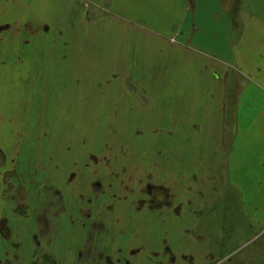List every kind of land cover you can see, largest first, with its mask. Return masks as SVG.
<instances>
[{
  "label": "rangeland",
  "instance_id": "rangeland-1",
  "mask_svg": "<svg viewBox=\"0 0 264 264\" xmlns=\"http://www.w3.org/2000/svg\"><path fill=\"white\" fill-rule=\"evenodd\" d=\"M95 1L87 19L77 0H37L22 32L18 11L25 6L0 3V26L27 48L14 56L9 40L0 46V217L9 229L0 239V264H182L188 259L171 250L180 224L210 247L207 264H264V237L256 234L264 232V213L254 221L241 191L226 186L236 185L235 175L221 173L229 143L224 149L207 140L215 127L188 125L203 122L222 86L227 102H235L239 87L264 80V27L239 13L256 0H184L197 5L189 14L180 0L173 11L172 0ZM194 18L199 27L191 30ZM240 24L246 39L239 46ZM174 27L228 53L229 63L219 67L227 80L215 82L200 68L162 83L137 69L134 50L143 44L146 68L148 57L162 56L161 43L151 44L160 39L150 35ZM187 69L182 63L181 72ZM138 87L182 90L158 95ZM147 185L166 188L169 206L149 211Z\"/></svg>",
  "mask_w": 264,
  "mask_h": 264
},
{
  "label": "crops",
  "instance_id": "crops-1",
  "mask_svg": "<svg viewBox=\"0 0 264 264\" xmlns=\"http://www.w3.org/2000/svg\"><path fill=\"white\" fill-rule=\"evenodd\" d=\"M5 1L7 0H0V3L1 2L5 3ZM180 1L181 2L183 1L182 5H180V8H183L182 10H184L186 14H189L192 11L196 12L197 5L191 6V5H187V2H185L184 0H180ZM263 1L264 0H256L251 5V7L249 5L246 8L244 6L240 7V12H239L240 15H243V13H251L253 21L257 20V22H259L262 25V27H264V5H261ZM12 2H16L18 8L25 6L24 7L25 10L23 11V14L21 13V9H19L18 11V14L20 15V17H18V19H20L19 28L22 32L24 30V25H25L24 22L30 20L29 16L33 13L31 11V7H33V9L37 8V0H11V4ZM175 2H177V0H172V5H173L172 11L175 9ZM77 3L79 5L81 3L84 6L86 10V14H85L86 16L84 17L87 19L89 17L88 13L90 12V10L92 8H98V3L95 0H77ZM225 9H227V7H225ZM127 10L128 9L126 8L123 11H127ZM216 10L217 8L214 6V9H212L211 11L215 12ZM110 12L113 11L110 10ZM94 13H97V11H95ZM114 14H116V12H114ZM3 20L6 21L5 17L2 15V17H0V21L3 22ZM92 21H99V19H95V20L93 19ZM92 21H85V23ZM171 22H175V20L169 19V21H167V23H171ZM92 26L93 25H91V27ZM197 27L199 26L194 18L190 29L194 30L197 29ZM237 29H239L237 34L240 39L235 44L236 45L238 44L239 46L244 45L246 39V34H244L245 27L244 25L240 24L239 27H237ZM144 31L146 30H143V32ZM181 31L182 29L177 30V28L174 27L173 30H171L170 32L165 34H160V38L150 35L153 38L160 39V40L151 39L152 40L151 44L155 46L158 43H161V47H162L161 50H156V52L162 54V56L160 57L159 60L157 59L153 60L155 62L154 64L152 63L153 61H151V59H149L148 57L147 59L149 60L150 63L147 64L146 68L143 66V62L146 60V58H144L145 54L143 55L144 47L142 46L143 42H141L142 44L141 47L139 49L134 50V58H135L134 63L136 64V66H139L137 69H141L142 72L145 71L149 73L148 76L150 77L161 78L162 83L164 77L165 78L168 76H171L172 78H180L181 76L189 77V74H196V70L199 71L200 68H202L203 73H205L202 76L206 77L207 73H209L210 74L209 76L215 82H217V79L220 76H223V78L227 80V78L229 77L228 71L227 72L225 71L224 74L221 72L219 73V67H222L224 63L225 64L229 63L230 55L225 52L223 54V50H220V53H218L216 50H212V49L208 50L205 48V46H200L197 40H194L193 42V39H189L190 37H188L187 39L186 38L187 34L181 35ZM225 34L228 35L227 32H225ZM219 35L222 36L223 34L220 33ZM26 37L29 40L33 39V37H30L28 35ZM35 39L36 38H34L33 40ZM4 40H9V43L12 46L15 45L13 48L14 52H12V54H15L14 56H17L16 55L17 52H19L18 53L19 55L21 53V50L27 49L25 48V46L21 47L23 44H18L20 42V38L17 33H14L13 35L7 34L5 33V30H3L2 27L0 26V46L4 44ZM225 42L227 43L225 45L228 47L229 40L225 39ZM32 44H33L32 48L34 51L32 53L34 54L32 57L36 59V54H37L35 53L36 45L35 42H33ZM30 50L31 48H28L29 53ZM234 53H237V55L235 54L236 55L235 61L239 62L240 52L238 50H233V56ZM220 54L221 57L218 56ZM233 56L232 58L234 59ZM132 57H133V53L130 55V58ZM16 59L19 60V62H21L20 58L17 57ZM125 59L126 62L129 60V51H128V57L126 54ZM158 61H160V65H158L159 63ZM197 62H199L200 65ZM182 63L184 64L185 68L186 67L188 68L187 69L188 76L184 75L187 72H181ZM147 67H149V69ZM18 72L19 75L21 76L22 72L24 71L20 69ZM168 72L170 73V75L168 74ZM3 75L2 77H4ZM245 77L249 78L247 75ZM224 79H222L223 82ZM28 81L29 83H31L29 79ZM225 82L223 85H225ZM24 87L25 86H23V88ZM139 89L141 90L142 93L145 94L147 92L158 95L159 94L175 95L176 93H180V90H182L181 88H175V87H169L166 89L153 87L152 89L148 88L147 89L148 91L145 92L143 87H140ZM189 89L190 88H188L187 90ZM10 92L11 95H14L12 90ZM235 92H236V101L227 102V99L229 98L226 95L227 86H222L221 93L219 95L221 97L220 101L219 102L212 101V103L209 104V108L207 109L209 110L210 113H207L205 115V119L203 120V122L194 121L188 123V125L190 124L193 127L198 125H204L206 126L207 131H209L211 126L215 127L216 130L214 131L210 129V131L212 130V132L210 133V137L207 138V140L210 142H212L213 140L221 141V146L222 147L224 146L223 147L224 149H225V143H229L228 151H226V154L224 156L221 155V158H219L221 163L220 164L221 173L224 172L227 176H229V174L235 175L236 185L233 183L232 185L230 184L229 181H227L226 186L227 188L231 187L234 190L241 191L240 193V198L242 201L241 204L242 206L253 207V214H252V218H253L257 216L256 214L260 212L264 213V80H253L252 84L246 85L242 89H240L239 87L238 92L237 91ZM195 93H197V91H195ZM17 94L18 93H16V95ZM141 104H143V102H141ZM196 173L197 170H195L194 174ZM246 191H251V192L246 193ZM2 217L4 218L3 214L0 217V219H2ZM253 220L256 221L254 218ZM183 228L184 227L180 224L179 225L180 231L179 232L174 231L172 235L174 239L175 237L179 239L178 244L177 241H175L173 243L172 248L170 247L172 252L174 254H179L180 255L178 256L179 259L181 258L183 261H184L183 259L184 257L188 259L186 263L183 262L182 264H207L208 262H210L211 261L210 247L207 248L200 247L199 245L201 244L197 243L194 239H192L191 234L189 233L187 234V230L189 229L186 228L183 229ZM256 234L257 236L259 235L260 238L261 236L264 237L263 230L260 231L258 230ZM178 263L181 264V261H179Z\"/></svg>",
  "mask_w": 264,
  "mask_h": 264
},
{
  "label": "flooded vegetation",
  "instance_id": "flooded-vegetation-1",
  "mask_svg": "<svg viewBox=\"0 0 264 264\" xmlns=\"http://www.w3.org/2000/svg\"><path fill=\"white\" fill-rule=\"evenodd\" d=\"M103 183L101 182H97L95 183V186L97 185H101ZM3 185V184H2ZM146 195L150 198L149 201H148V205H149V211H152V212H159L161 211L163 208H166L169 206V196H168V192H167V189L162 187V186H152V185H147L146 187ZM3 193V189L1 191V194ZM154 193H156V196H154ZM156 197V198H155ZM20 206H22L20 204ZM23 207V206H22ZM24 208V207H23ZM143 208V207H142ZM141 208V209H142ZM138 210L140 209H137V212ZM17 215H20L17 213ZM17 216L14 215V220H13V223L15 224H18V220L19 219H16ZM20 218V217H18ZM6 220V221H5ZM8 219L6 218H2L0 219V239H2V241L5 240V237H7V232L5 229L9 230L8 229V226L6 227V224H8ZM9 237V236H8ZM36 238V237H35ZM21 246L19 245L17 248L19 249ZM166 248H164L165 250ZM167 252V251H166ZM169 252V251H168ZM170 253V252H169ZM171 254V253H170ZM164 255V253H163ZM47 256V255H46ZM211 260L213 259L212 255H211ZM174 259V258H173ZM106 260V259H105ZM148 260V258H147ZM173 261V260H172ZM125 262V261H124ZM96 263V262H95ZM111 263V262H109ZM172 262H167V263H160V264H171Z\"/></svg>",
  "mask_w": 264,
  "mask_h": 264
}]
</instances>
